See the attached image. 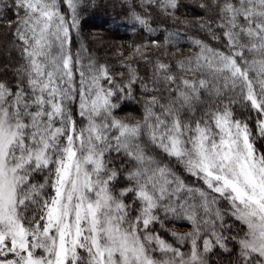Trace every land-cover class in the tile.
Segmentation results:
<instances>
[{
    "label": "snow or ice",
    "instance_id": "obj_1",
    "mask_svg": "<svg viewBox=\"0 0 264 264\" xmlns=\"http://www.w3.org/2000/svg\"><path fill=\"white\" fill-rule=\"evenodd\" d=\"M0 264H264V0H0Z\"/></svg>",
    "mask_w": 264,
    "mask_h": 264
},
{
    "label": "trees",
    "instance_id": "obj_2",
    "mask_svg": "<svg viewBox=\"0 0 264 264\" xmlns=\"http://www.w3.org/2000/svg\"><path fill=\"white\" fill-rule=\"evenodd\" d=\"M122 17L123 13L117 14L112 9L101 10L89 18L88 26L104 32L106 40L127 41L133 37L126 30ZM136 111L137 109L131 106L124 109V112Z\"/></svg>",
    "mask_w": 264,
    "mask_h": 264
}]
</instances>
